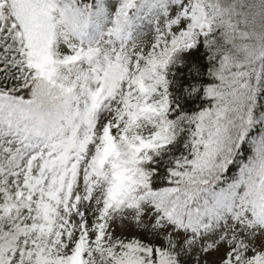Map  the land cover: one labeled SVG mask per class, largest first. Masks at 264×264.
I'll return each instance as SVG.
<instances>
[{
  "label": "snow or ice",
  "instance_id": "snow-or-ice-1",
  "mask_svg": "<svg viewBox=\"0 0 264 264\" xmlns=\"http://www.w3.org/2000/svg\"><path fill=\"white\" fill-rule=\"evenodd\" d=\"M0 264H264V0H0Z\"/></svg>",
  "mask_w": 264,
  "mask_h": 264
}]
</instances>
